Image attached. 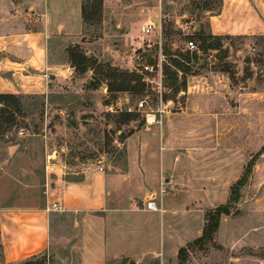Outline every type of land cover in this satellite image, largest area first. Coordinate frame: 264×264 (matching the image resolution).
<instances>
[{
	"label": "crops",
	"instance_id": "1",
	"mask_svg": "<svg viewBox=\"0 0 264 264\" xmlns=\"http://www.w3.org/2000/svg\"><path fill=\"white\" fill-rule=\"evenodd\" d=\"M66 1L56 0L51 8L49 0H0L1 95L48 98L60 75L49 59L50 49L82 24L80 0H73L74 8L68 13ZM208 22L212 36L264 37V0H221L219 11ZM203 81L200 76L188 77L186 95L207 90ZM222 117V123L231 119L230 113ZM176 120L169 118L168 123L176 124ZM166 130L145 133L140 145L124 147L125 157L114 172L96 163L102 172L80 165L68 173L70 166L55 155L48 156L42 185L32 164L19 163L23 153L19 145L0 144V264L40 258L44 264H120L125 260L177 264L178 251L201 236L206 215L228 202L230 187L242 173L221 182V200L209 199L200 207L198 176L191 175L187 183L176 168L168 171L165 154L171 153L178 163L181 153L192 156L193 162L200 152L214 154L223 147L224 152L236 154L240 149L225 141L215 142L220 133L214 130L191 131L189 146H177L180 132ZM259 157L253 174L262 161ZM168 175L176 186L174 194L154 191L153 185ZM219 185L212 173L211 190L216 192ZM180 190L185 194H177ZM55 202L61 209L47 212ZM263 217L264 204L258 198L242 197L236 213L220 219L212 242L216 249L208 251L205 263L264 264L258 254L264 248V221H257ZM193 219L198 224L190 231ZM244 222L248 226L242 227Z\"/></svg>",
	"mask_w": 264,
	"mask_h": 264
},
{
	"label": "rangeland",
	"instance_id": "2",
	"mask_svg": "<svg viewBox=\"0 0 264 264\" xmlns=\"http://www.w3.org/2000/svg\"><path fill=\"white\" fill-rule=\"evenodd\" d=\"M55 1L49 0L51 8H55ZM82 4L88 11V23L82 22L81 28L70 30L73 33L71 36L59 39L55 48L50 49L49 59L60 74L51 93L48 98L16 97L20 112H14L13 106L8 105L14 125L11 128L4 124L0 127V144L6 146L11 142L19 145L23 152L19 163L32 164L33 172L42 185L48 156L55 155L63 164L70 166L68 173L74 167L96 163L104 164L107 172H114L115 166L122 163L125 157L124 147L140 145L145 133L157 131L160 134L166 129H171L172 133L179 131L177 146H189L191 131H219L220 138H216L215 142L225 141L231 147L239 148L236 154H228L222 147L214 154L206 151L198 153L193 156V162L192 156L182 153L178 163L169 152L164 157L167 158L168 171L176 168L185 180L191 175L198 176L200 207L206 206L209 199L221 200L219 197L224 192L221 182L243 174L249 160L255 157L256 161L257 154L262 149L264 151V37H230L223 39L219 51H198L201 43L196 27H201L203 34H209L208 17L219 11L221 0H80ZM65 6L67 13L71 12L73 0H67ZM154 18L158 20L160 30L162 22L172 25L169 39H164L162 33L159 38L158 32L148 36L141 33L143 24L148 20L156 24ZM185 37L192 38L197 46L194 53L204 59L202 62L191 61L188 65L197 73L195 76L204 78L207 90L186 95V91L183 92L185 94H174L167 89L162 100L164 106L145 86L139 95L128 91H109V85L118 84L121 78L107 80V76H130L132 65L154 62L159 45L162 48L163 44H170L172 52H185ZM72 50L94 64L79 73L69 58ZM223 66L228 67V73L220 71ZM180 76L181 73H178ZM125 95L132 106L148 97L147 107L164 111L157 114L160 123L149 126L143 114H130L125 119L122 116L124 113L113 114L105 110L106 105ZM167 101L170 102L166 104ZM227 113H230L231 119L222 123L221 118ZM169 118L177 119L176 124L168 123ZM171 136L175 138L178 135ZM147 141L151 142L149 138ZM259 158L264 162V154ZM261 162H258L254 174L253 169L247 184L240 189L241 200L230 205L231 215L240 208L242 197L258 198L264 204V165ZM212 173L220 180L216 192L210 187ZM161 183L166 191L164 194H174L176 186L171 183L169 175L162 176L159 185H153V190L160 191ZM180 192L185 194L181 190L177 194ZM219 193L222 194L219 196ZM257 221L263 222L264 217ZM192 222L190 231L198 224L195 219ZM246 226L244 222L242 227ZM51 227L54 233L55 220ZM214 248V243L190 247L189 264H206L204 258ZM258 254L264 258V248ZM41 260L30 262L39 264ZM130 263L125 260L120 264Z\"/></svg>",
	"mask_w": 264,
	"mask_h": 264
},
{
	"label": "trees",
	"instance_id": "3",
	"mask_svg": "<svg viewBox=\"0 0 264 264\" xmlns=\"http://www.w3.org/2000/svg\"><path fill=\"white\" fill-rule=\"evenodd\" d=\"M81 17L83 24H87L89 21L88 11L85 7V5H81ZM207 25L209 28V22L207 21ZM171 24H164L161 23V33L163 35V38L167 40L169 37L172 36L171 32ZM201 27L199 28L198 32L200 34L199 42L200 47L198 49L202 51L206 50H217L222 47V41L223 39H229V36L221 37V36H212L210 33L208 35H205L201 32ZM185 41H191V37H185ZM162 53L167 57V64L163 65V75L165 78V86L167 89H170L174 94H177L180 91L186 90V80L190 76L197 75L196 72L192 71V68L190 65H188L191 61L194 62H202L204 59H200L199 54L194 52H179V51H171L170 44H163L162 45ZM70 61L75 67L76 70H78L79 73L85 72L88 65H93V61L86 58L84 55L77 54L74 50H72L69 54ZM84 65V68H80V66ZM223 73H228V67L223 66L220 70ZM178 73H181L180 78L178 77ZM121 78V79H120ZM107 80H119L118 84H110L109 85V91L111 92H130L133 94H141L144 90V84L140 82L141 78L135 74H131L130 76H120L119 78H114V75H109L106 77ZM9 104H11L14 108V112L19 113L20 108L19 105H17V99L16 96L12 95H1L0 94V127L4 124L7 128H11V126L14 125V120L11 115H9L10 108ZM8 118L4 119L2 116H6ZM122 116L127 117L130 116V114H122ZM263 150V149H262ZM260 151L257 156L264 154V151ZM255 164V157L251 158L249 162L246 164L243 174L240 177V179L233 184L230 187V197L228 202L223 205L217 207L212 213H208L206 215V220L204 227L202 229L201 236L196 239L194 242L188 244L186 247L181 248L178 251V263L177 264H185L187 262L188 258V249L192 246H204L207 244H210L213 242L214 234L216 233L218 229V225L220 222V219L222 216H230V205L235 204L240 198V189L244 187L250 175L252 174V170ZM42 262L39 264H44L45 259L42 258ZM22 264H31V262H25ZM134 264V263H130ZM157 264V263H153Z\"/></svg>",
	"mask_w": 264,
	"mask_h": 264
},
{
	"label": "built area",
	"instance_id": "4",
	"mask_svg": "<svg viewBox=\"0 0 264 264\" xmlns=\"http://www.w3.org/2000/svg\"><path fill=\"white\" fill-rule=\"evenodd\" d=\"M154 32H158L159 38L161 37L160 26H157L151 20L145 22L141 28V33L148 36L153 34ZM185 51L194 52L197 51L196 44L191 40L185 42ZM167 64V57L162 53V48L159 45V49L157 55L154 59V62H148L145 64H138L131 66V73L139 76L141 78V82L144 84L147 90L153 91L155 93L156 98L160 101L161 106L163 105V96L166 94L167 88L165 86V78L163 75V65ZM147 98L138 100L134 106L131 105V101L127 95L122 99H117L110 102L105 106V110L109 113L117 114H143L145 117V121L147 125L151 126L153 124H159V120L157 119V114H162L164 111L161 109H151L149 106L147 107ZM170 102L167 101L166 104ZM23 133L21 132L20 135ZM88 170L97 169L102 172L103 169L101 167H96L95 165H88ZM163 183H161L160 193L164 194L166 191L162 188ZM149 208H151L149 206ZM61 209V206L58 202H55L50 207L46 208L47 212L58 211Z\"/></svg>",
	"mask_w": 264,
	"mask_h": 264
},
{
	"label": "water",
	"instance_id": "5",
	"mask_svg": "<svg viewBox=\"0 0 264 264\" xmlns=\"http://www.w3.org/2000/svg\"><path fill=\"white\" fill-rule=\"evenodd\" d=\"M153 20L156 22V24L158 23V20L156 18H154ZM51 78L53 79V76H51Z\"/></svg>",
	"mask_w": 264,
	"mask_h": 264
}]
</instances>
